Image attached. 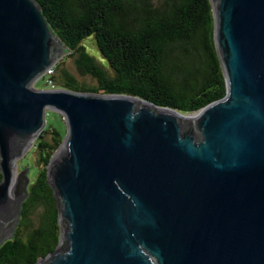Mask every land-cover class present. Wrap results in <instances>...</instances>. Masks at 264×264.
<instances>
[{
  "label": "water",
  "instance_id": "1",
  "mask_svg": "<svg viewBox=\"0 0 264 264\" xmlns=\"http://www.w3.org/2000/svg\"><path fill=\"white\" fill-rule=\"evenodd\" d=\"M224 97L184 113L125 94L37 88L68 47L37 0H0V246L14 237L47 113L61 224L36 264H264V0H210Z\"/></svg>",
  "mask_w": 264,
  "mask_h": 264
},
{
  "label": "trees",
  "instance_id": "2",
  "mask_svg": "<svg viewBox=\"0 0 264 264\" xmlns=\"http://www.w3.org/2000/svg\"><path fill=\"white\" fill-rule=\"evenodd\" d=\"M37 1L79 74L96 80L80 81L64 57L51 76L57 88L132 95L184 113L226 94L210 0ZM88 39L106 64L91 54ZM65 133L48 123L29 151L35 179L14 237L0 246V264H36L60 243L57 200L47 173Z\"/></svg>",
  "mask_w": 264,
  "mask_h": 264
},
{
  "label": "rangeland",
  "instance_id": "3",
  "mask_svg": "<svg viewBox=\"0 0 264 264\" xmlns=\"http://www.w3.org/2000/svg\"><path fill=\"white\" fill-rule=\"evenodd\" d=\"M86 44H87V47H88L89 51L91 52V54H93L97 58L98 62H100L102 64L107 63L106 60L104 59V57L99 52L96 44L94 43V41L92 39H88ZM68 53H69L68 49H64V52L60 53V56H61L60 60L65 57V59L67 60L68 67L70 68V70L73 73H75L77 75V77L80 81L94 84L96 82V80L93 77L82 76L79 74L74 61L72 60V58L67 56ZM46 83H47L46 78L42 77L38 80V82L35 84V86L37 88H50ZM48 123L55 125L59 129H61L63 131V133L66 130V122L64 120L63 115L60 113H57L54 111H49L47 113V124ZM65 135H66V133H65ZM32 159H33L32 152H28L27 155L19 161V172L18 173H20V171L23 169L24 166L29 167V169H30L29 176H30L31 180L33 181L35 179L37 169L33 165Z\"/></svg>",
  "mask_w": 264,
  "mask_h": 264
},
{
  "label": "built area",
  "instance_id": "4",
  "mask_svg": "<svg viewBox=\"0 0 264 264\" xmlns=\"http://www.w3.org/2000/svg\"><path fill=\"white\" fill-rule=\"evenodd\" d=\"M54 71V66L52 68H50L46 74L43 76V78H46V84L50 87V88H57L55 83H54V80L53 78L51 77L52 76V73Z\"/></svg>",
  "mask_w": 264,
  "mask_h": 264
},
{
  "label": "bare ground",
  "instance_id": "5",
  "mask_svg": "<svg viewBox=\"0 0 264 264\" xmlns=\"http://www.w3.org/2000/svg\"><path fill=\"white\" fill-rule=\"evenodd\" d=\"M17 162H15V165H14V172H15V176H17L19 173V170H18V167H17Z\"/></svg>",
  "mask_w": 264,
  "mask_h": 264
}]
</instances>
